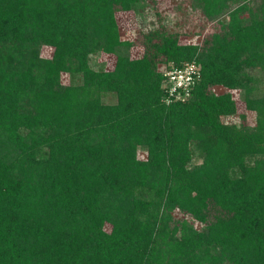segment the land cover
Returning a JSON list of instances; mask_svg holds the SVG:
<instances>
[{
    "label": "trees",
    "instance_id": "16d2710c",
    "mask_svg": "<svg viewBox=\"0 0 264 264\" xmlns=\"http://www.w3.org/2000/svg\"><path fill=\"white\" fill-rule=\"evenodd\" d=\"M158 1L0 0V264H264V0H180L189 32ZM144 8L156 27L121 39ZM238 100L254 124L221 120Z\"/></svg>",
    "mask_w": 264,
    "mask_h": 264
},
{
    "label": "rangeland",
    "instance_id": "374dc122",
    "mask_svg": "<svg viewBox=\"0 0 264 264\" xmlns=\"http://www.w3.org/2000/svg\"><path fill=\"white\" fill-rule=\"evenodd\" d=\"M180 0H159L157 3V8L159 11L163 12L164 16H162V22L167 26H173L176 22L182 23V31L189 32L191 30H198L201 26L206 25L201 17L200 13H193L191 11L185 13L184 11L181 13V16L176 15L174 12L175 5L178 4ZM258 0H251L248 3L250 9H255L258 5ZM180 9V8H179ZM177 10V9H176ZM180 11V10H178ZM174 13L176 16H174ZM115 19L118 26V31L120 38L123 40H134L139 31L148 30L150 28L156 27L157 21L156 17L150 10L146 8L136 12L133 11H123L116 12ZM209 27V26H208ZM207 27V28H208ZM201 38V35H195L192 37H180L181 42H198ZM49 48L45 47L42 49L41 54L47 56ZM131 57H137L142 52V47L140 45H134L129 49ZM90 62L94 67L97 65H103L106 69H111L114 62V57L112 55H106L103 53H94L90 56ZM69 81V77L66 74L61 75V82L67 83ZM216 92L221 91V88H215ZM244 113L246 117V122L249 125L254 124V113L248 112L244 110V106L241 101L236 102V112L230 116L222 117L221 120L227 123L238 124L240 121L239 114ZM105 229H108V225H105Z\"/></svg>",
    "mask_w": 264,
    "mask_h": 264
},
{
    "label": "built area",
    "instance_id": "2783aa9c",
    "mask_svg": "<svg viewBox=\"0 0 264 264\" xmlns=\"http://www.w3.org/2000/svg\"><path fill=\"white\" fill-rule=\"evenodd\" d=\"M162 76L164 88L162 101L168 104L173 101L187 100L193 86L200 79V72L194 61H187L179 67L165 69Z\"/></svg>",
    "mask_w": 264,
    "mask_h": 264
}]
</instances>
